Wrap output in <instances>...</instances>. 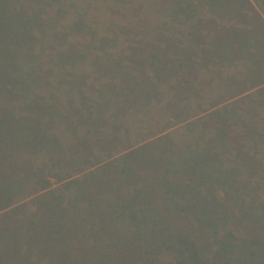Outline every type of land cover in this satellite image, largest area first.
Instances as JSON below:
<instances>
[{
  "label": "trees",
  "instance_id": "1",
  "mask_svg": "<svg viewBox=\"0 0 264 264\" xmlns=\"http://www.w3.org/2000/svg\"><path fill=\"white\" fill-rule=\"evenodd\" d=\"M57 1L0 0V264H31L27 256L34 252L41 261L52 264H264V205L249 194L255 156L248 151L226 164L221 154L234 139L228 107L210 112L211 134L192 133L184 145H176L168 134L137 146L119 128H112L110 135L102 130L106 120L95 116L91 96L71 68L96 53L92 66L99 74L119 81L113 84L114 94L106 92L117 98L125 94L128 82L118 78L124 69L108 46L123 37L121 44L127 45V57L133 64L137 45L125 39L131 37L129 28L118 24L113 28L107 22L106 34L99 36L86 27L85 17L79 14L71 23V32L54 31ZM109 1L117 5L123 0ZM152 1L165 24L182 25L192 45H206L169 51L168 44L162 49L145 41L153 51H144L143 57L149 79L138 92L131 89L133 100L161 101L166 96L164 86L151 83L159 74L185 70L195 79L198 68L192 72L193 56L203 60L206 55L217 56L216 61L227 65L239 59L248 63L237 66L232 75L236 95L264 84V19L256 8L264 7V0ZM251 13L257 20L248 23ZM235 18L244 21V27L237 26ZM69 33L83 38L71 40ZM31 42L46 45L35 52L25 46ZM103 52L107 56H101ZM196 64L207 66L200 61ZM44 67L56 80L40 94ZM251 79L258 83L250 86ZM169 89L173 92L166 109L171 111L168 126L172 127L186 119H179L171 105L188 99L184 92L189 85L174 84ZM255 93L249 97L254 99ZM99 98L104 94L95 101ZM192 126L188 124L190 132ZM59 127L66 130L63 143L56 132ZM253 129L247 126L243 135L253 137L257 133ZM235 147L242 150L239 142ZM39 150H50L46 167L60 169L54 174L57 190L41 168L25 170L23 176L18 173L23 153ZM30 179L36 193L27 203L18 204L25 181ZM220 191L223 200L215 204V193ZM77 202L86 206L78 207ZM88 204L98 206L100 215L98 220L91 217L89 224L80 225L76 220L79 215L82 218ZM28 206L33 208L30 214L26 213ZM218 206L229 210L240 206V213L245 209L246 218L259 224L253 226L250 238H243L244 244L239 243L233 228L224 230L229 222ZM75 208H80L77 217L70 215Z\"/></svg>",
  "mask_w": 264,
  "mask_h": 264
},
{
  "label": "rangeland",
  "instance_id": "2",
  "mask_svg": "<svg viewBox=\"0 0 264 264\" xmlns=\"http://www.w3.org/2000/svg\"><path fill=\"white\" fill-rule=\"evenodd\" d=\"M50 1L53 2L55 0ZM55 4V9L59 10V14L57 15V19L54 21L57 24V28L54 31L68 30V32H71V23L75 19L76 15L79 14L85 17L84 20L86 22V27L91 28L93 31H97L99 36L106 34L105 28L107 26V22L113 23V28H115L117 24L123 26L124 28H129L127 30L129 31L131 37L125 39L127 41L130 38V40L137 45V50L134 53L136 63L133 64L127 57L129 54V51L126 49L127 45L123 46L121 44L124 40L123 37L116 40L114 43L112 42V45L108 46L110 50L109 52H112L113 56L120 59V66L124 69L123 74L118 78L123 80L126 79V82H128V89L124 90L126 95L122 94L121 96L115 98L114 96L106 93L111 92L114 94L112 92V87L114 89L113 84L118 83L119 81L115 79V76H107L106 74L101 75L97 72V69L92 66V59H94L96 55L94 52L89 54V61L76 63L75 67L71 68L75 77L79 78L81 82L80 85L83 90L88 92L89 96H91V101L93 103L92 108H94V111L96 112L95 116H100L102 120L103 118L106 120V123L103 125L105 127H102V130L110 134L112 128H119V130L122 131L123 137H125V132H128L131 138V143L136 146L142 144L143 141L167 134L169 138L176 143V145H184L190 141L192 133L197 134L198 132H205L207 135L211 134L208 126L210 112L216 108L222 109L226 106L228 107V112L231 113L230 117L232 120L230 125L232 131L231 133L234 139L232 140V144H229V146L226 147L221 154L226 164L231 162L233 159L236 161L241 156H244L243 153L245 152L248 154V151L250 155L255 156L253 157V160H251L256 170L255 173H253L252 179H249V194L252 195L253 201L255 200L257 204L264 205V84H258L255 87H251L249 91L236 95L235 92H237V87L232 83V75L235 70H237L236 67L238 66L243 68L245 65H248V63L244 65L243 60L239 59L234 62L235 64L233 63L232 65H227L228 63L226 61H216L217 56L210 57L206 55V59L204 60L199 59L197 56H193L192 62H195V65H193L194 70H192V72L195 71V68H198L195 79L188 77L185 74V70H182L181 72L178 71L177 73L175 72V75H172L173 73L159 74L158 79H156L155 82L151 81V83L158 87L164 86L162 94L164 96L166 92V96H162L163 98L161 101L151 99L150 102L144 100L138 102L133 100V93L131 91L135 90L138 92L139 86L147 83L149 79V77L146 78V76H148V65L147 61L143 59L145 56L144 51L147 53L153 52L152 49L147 48L145 41H152L153 44H156L155 46L162 49L166 47L165 44H168L170 48L169 51L182 50L185 46L202 49L206 43L202 46L192 45L189 41V36L188 34H185V29H183L182 25H173L170 21L167 22L169 25L165 24L164 22L166 21L162 18V15L158 11V5L154 4L152 0H123L117 5H113L109 0H58ZM258 6L259 8L257 6L256 8L259 10L264 19V7L261 5ZM206 12L207 11L203 10V13ZM252 15L253 14L251 13V16L248 18V23L249 21L255 22V20H257L252 19ZM236 19L237 18H235L234 21L237 26L244 27V21L242 22L240 20V22H237ZM69 34L70 37H68L74 41L77 40V36H79L80 41L81 37L83 38L81 34H78L77 36L74 33ZM87 42L88 40L85 44ZM27 45L34 48L35 52H41L43 45L45 46L46 44L37 42L36 45H34L33 42H31L25 46ZM206 48L209 51L212 50L208 47V45ZM159 50L162 52L161 49ZM107 54L108 53L105 52L100 53L101 56H107ZM208 54L210 55V53ZM43 58L44 57H41L42 60ZM44 59L46 60L47 58ZM199 61L200 64L204 61L203 64H207L208 67L196 64V62ZM98 62L99 60H97L96 63ZM261 69H264V66H262ZM55 80L53 77L51 78V74L46 72L44 67V72L42 76L40 74L39 80L41 85H43V91H40V94L46 93V86H52V83L55 84ZM255 81V79H251L250 86L258 83ZM174 84L177 86H184L187 84L189 85V89L184 92V95L188 97V99L171 105L173 111L179 119H186L171 127L168 126V122L172 114L170 110L166 109V102L168 95L173 92L172 89H169V87ZM54 88L50 87L52 92L56 93V88ZM255 91V95L252 96L254 99H252L249 96ZM100 94H104V98H99L98 101H95ZM47 95L51 96L49 93H47ZM246 96H248L249 99L246 98ZM219 98H222L223 100L217 105H214ZM190 123L194 125L192 126V128L194 127L192 132L188 129V124ZM108 124H110V126ZM247 126L254 128L252 131H257V133H254L252 135L253 137L249 139L246 135H243ZM56 132L58 137L61 139V143H63V138L65 137L64 133L66 130L59 127ZM236 134L239 135L238 138ZM246 139H248L251 143H249V141L247 142ZM237 142H239V145L242 146L241 151L237 149L239 146L235 147ZM49 152L50 150H39L38 152L30 153L24 152L21 156L22 163H19L21 170L18 171V173L23 176L24 172L26 173L25 170L36 172L37 168H41L43 175L47 176L46 178L51 180L53 184L52 188L57 190L56 188H58L59 183L56 181V176L54 174L60 172L59 167L53 169L44 165V162H46L49 157ZM238 152L241 154L238 155ZM23 168L25 169L22 170ZM74 176H77V174H74ZM24 188V191L19 195V199L17 200L18 204L27 203L36 193V186H34L32 179H30V181H25ZM222 195L223 193L221 191L215 193L217 198V201L214 199L215 204L218 200L219 202L220 200L222 202ZM247 202L251 203V199L248 198ZM76 205L81 208L86 206L84 202L80 204L77 202ZM218 207L220 208V211H223V217L228 218L229 227H225L224 230L227 228H233L234 234L241 239L239 243L244 244L245 240L243 238L253 235V226L259 224L255 221L257 223L255 225L251 219L246 218V215L243 214L245 209L240 213V206L230 210L223 208L222 206ZM32 209V206H28L26 213L30 214ZM79 209L80 208H75L74 213H72L73 210H70V213H72L70 215L77 217L80 214ZM86 210H88V214L86 213ZM86 210L82 211L83 214H81L86 219L83 216L80 218L79 215L76 220L80 225H85V223L89 224L91 217L95 220L98 214L100 215L98 206L93 204L90 206L88 204ZM82 219L85 220L82 222ZM96 220L98 219L96 218ZM236 241V239L233 240L235 243ZM210 242H214V239L212 238ZM0 249L2 250L1 247ZM215 249L212 248L213 251ZM37 256L39 257L38 254ZM37 256L34 252L33 256L30 255L27 257L31 264L49 263L46 259H42L41 261V259ZM210 257L212 258V255H210ZM52 263L53 262H50L49 264ZM105 264L111 263L106 262Z\"/></svg>",
  "mask_w": 264,
  "mask_h": 264
}]
</instances>
